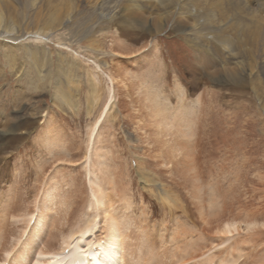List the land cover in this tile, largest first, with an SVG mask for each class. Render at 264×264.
Instances as JSON below:
<instances>
[{
	"label": "rangeland",
	"instance_id": "obj_1",
	"mask_svg": "<svg viewBox=\"0 0 264 264\" xmlns=\"http://www.w3.org/2000/svg\"><path fill=\"white\" fill-rule=\"evenodd\" d=\"M5 1L1 25L14 34L0 39V249L39 230L38 215L40 246L52 238L58 249L52 231L90 217L100 236L113 221L130 233L127 264L175 263L176 230L198 238L182 264L209 253L216 264H264V225L219 229L264 220V53L258 41L255 67L230 56L248 21L262 16L251 25L264 37V0H214L219 10L162 0L172 11L156 21L147 10L148 20L123 21L122 0ZM190 144L200 198L184 172Z\"/></svg>",
	"mask_w": 264,
	"mask_h": 264
},
{
	"label": "bare ground",
	"instance_id": "obj_2",
	"mask_svg": "<svg viewBox=\"0 0 264 264\" xmlns=\"http://www.w3.org/2000/svg\"><path fill=\"white\" fill-rule=\"evenodd\" d=\"M188 1H191V0H170L169 3H171L174 6H183V5L187 4ZM206 2H207V0H206ZM121 4H123V6L125 8L124 13L127 14L126 17H123V19H124L123 21H128V20L134 19L135 17L136 18H142V19L145 17L148 20V16H150L151 19H154V21H156L158 19V17H160L157 14L160 13V15L166 16V14H169V12L172 11V10L164 9L166 3L163 2L162 0H122ZM208 7L211 9L216 7L218 10H219V7L223 8L222 3L220 1L216 2L214 0L209 2ZM3 9L9 10L10 4H9V2H7L5 0H0V14H2ZM162 9L166 14L162 11ZM145 10H147L146 12H147L148 16L142 14L143 11H145ZM180 12H183V10ZM252 15L255 16L257 14H252ZM226 17H227V14H222V18L220 19L221 25H222V23H226V21H227ZM261 17L262 16H259V18H256L255 20L247 22L250 24L249 29H248L249 37L246 39L245 44H237L234 48H232L230 50V56L232 57L234 62H241L242 61L241 57H243V58L249 59L250 67H255L258 64V55H256V53H255V48H257L256 43L258 41H260L261 46L259 47V49H260L259 52L264 53V37L259 35V33L262 32L261 27L252 26L251 24L261 23L262 22V20L260 19ZM1 21H2V16L0 15V29L3 28L6 30V31L5 30L3 31V34H2L0 39L7 40V38H9L8 35H12L14 33L9 31L11 29L8 25L2 26L3 24L1 25V23H2ZM225 51L226 50H222V53L224 54ZM175 121H179V119L175 120ZM190 123L191 122H188V125H191V126H188L182 132L184 138H186L188 143L191 142V138H192V134H193L192 123L191 124ZM95 127H96V125L94 126V129H95ZM190 145L192 147V144H190ZM185 146L188 147V145L186 143H185L184 147ZM194 150H196V149H194ZM192 151H193V147H192V149L190 148L189 152H186L184 154V156L187 155V157H185L186 160L184 163V172L188 175V177H189L188 180H191V182H192V186H193V190H194V192L192 191V193H193L194 197L200 198V197H202V184L200 183L198 174L195 170V168H196L195 163H194L195 160H193V157H192L193 152ZM86 166H87L88 172L91 173L93 171V167L91 164L90 155H88V157H86ZM95 175H96V173H95ZM96 176H98V178H99V175H96ZM89 183L91 184V188H92L93 193L96 195L97 191L99 189L98 185H95L96 181L92 180L90 177ZM55 184H57V183H55ZM204 186H203V188H204ZM52 197H51V199L54 200ZM93 199H94V197H93ZM52 200H51V202H52ZM99 201H100V199H99ZM41 202H43V201H41ZM56 203H57V201H56ZM70 203L72 204V202H70ZM93 203H95V202H93ZM37 205H39V204H37ZM52 205H53V203H52ZM211 205H212V207L217 205L215 198L212 199ZM95 206H96V204H95ZM41 207L42 206H40V208ZM98 212H99V210H98ZM107 212H109V211H107ZM214 212H216V211H214ZM94 214L96 215V212ZM98 214H100V213H98ZM38 216H39L38 220H39L40 229L38 230L39 227H37V230H31V231L29 230L30 232L29 231L27 232L28 237L25 240L20 241L21 244L18 247L16 246V244L19 241V239L17 240V242L15 240V242H11L10 244H8L9 239H6V241L8 240L7 243L4 240V243H2L1 249H0V250H3V257L0 256V264H127L128 260H130V259H128L129 257L124 255V250L128 246V244L125 240V237L129 236L130 233H128V231H124V230L119 229L117 227L116 221L111 222L112 230H100V231L105 232L104 236H100L98 233L99 231L96 230V228L98 226L97 225L98 221L95 220L94 218L91 219L90 217L88 218L87 221H85V219H84L85 224L84 225L82 224V226H80L78 229H75V230H73V229L72 230H56L54 232L52 231L53 236L58 237V239H59L60 247L57 249L53 246V242H51L52 238H51V241H46V242L44 239V242H45L44 245L40 246L39 242L42 241L43 238H45L43 236L47 232V230H43L44 226H45L44 223H45L47 218H46V216L43 215V217H42L43 222H42V225H40L41 218H40V215H38ZM80 223L81 222H79V224ZM261 225H264V220H259L258 218H249V219L246 218V220L244 219L242 221L232 218V219L225 220L222 223V225L219 226V229L222 227L221 229L224 233H229V232H233L234 230L240 229L242 226L246 229H251V228L255 229L257 227H260ZM102 226H104V225H102ZM173 231L175 232V230H173ZM50 232H51V230H50ZM20 235H22V234H20ZM188 235H189V237H188ZM185 236H186V238L188 237L186 240H185ZM229 236H231V235H229ZM2 239H3V237H2ZM172 239H174L172 241L173 244L175 243L174 247L171 245L174 248L173 256L175 259V263L177 262L180 264L181 262H186V259H189V258L193 259L192 257L195 256L194 252L196 251L197 248H199V246L196 245L197 243L195 241L198 238L195 239L194 233L192 231L176 230V234L175 233L173 234ZM48 240H50V238ZM53 240H55V239H53ZM202 249H204V248H202ZM201 252H204V250ZM195 253L197 254V252H195ZM0 255H1V253H0ZM107 256L109 257L108 261L106 260ZM166 258H168V257H166ZM158 259L159 258L157 257L156 261ZM171 261H172V259H170L169 262H171ZM139 262H141V261H139ZM169 262H168V264H169ZM192 262H193V260H192ZM203 262H204L203 264H216V261H214V254L209 253L203 259ZM175 263L173 260V263H170V264H175ZM189 263H191V262H189ZM196 263L201 264L200 260L196 261L194 264H196ZM161 264H167V263L164 261ZM184 264H188V263H184Z\"/></svg>",
	"mask_w": 264,
	"mask_h": 264
}]
</instances>
